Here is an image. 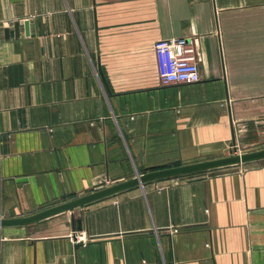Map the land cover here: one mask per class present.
Instances as JSON below:
<instances>
[{"label":"crops","instance_id":"crops-1","mask_svg":"<svg viewBox=\"0 0 264 264\" xmlns=\"http://www.w3.org/2000/svg\"><path fill=\"white\" fill-rule=\"evenodd\" d=\"M183 36L201 79L162 82ZM263 145L264 0H0V216ZM219 169L0 227V264H264V158Z\"/></svg>","mask_w":264,"mask_h":264},{"label":"water","instance_id":"water-1","mask_svg":"<svg viewBox=\"0 0 264 264\" xmlns=\"http://www.w3.org/2000/svg\"><path fill=\"white\" fill-rule=\"evenodd\" d=\"M15 26H17V24H15ZM4 31L5 33L7 32L6 29ZM262 158H264V146L251 150H245L242 152H232L217 158H209L194 162L179 163L170 166L145 170L143 172H138L135 176L126 180L110 185H104L81 196L65 200L63 202L40 209L28 215L10 217L0 216V227L20 226L36 223L55 214L64 211H73L75 208L83 207L85 204L91 201L114 194L133 186L143 185L144 183L152 180L174 177L208 169L238 165L246 162L256 161ZM75 221L77 223L76 229L80 230L82 227L81 219H76ZM75 221L73 220V222Z\"/></svg>","mask_w":264,"mask_h":264},{"label":"built area","instance_id":"built-area-1","mask_svg":"<svg viewBox=\"0 0 264 264\" xmlns=\"http://www.w3.org/2000/svg\"><path fill=\"white\" fill-rule=\"evenodd\" d=\"M153 49L162 82L194 83L201 79L193 37L161 38L154 42Z\"/></svg>","mask_w":264,"mask_h":264},{"label":"rangeland","instance_id":"rangeland-1","mask_svg":"<svg viewBox=\"0 0 264 264\" xmlns=\"http://www.w3.org/2000/svg\"><path fill=\"white\" fill-rule=\"evenodd\" d=\"M264 146V145H263ZM261 147V146H260ZM242 151H245V150H243V148H242V150H241V148H238V149H236L235 151H231L230 153H232V152H242ZM233 166V165H232ZM221 168V167H220ZM215 169H217V168H215ZM215 169H208V170H204V171H198V172H194V173H189V174H204V173H206V172H208L209 170L210 171H213V170H215ZM219 169V168H218ZM219 170H222V169H219Z\"/></svg>","mask_w":264,"mask_h":264}]
</instances>
